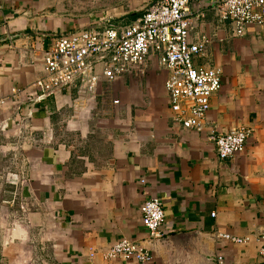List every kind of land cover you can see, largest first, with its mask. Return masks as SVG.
<instances>
[{
	"label": "crops",
	"instance_id": "0c3cea01",
	"mask_svg": "<svg viewBox=\"0 0 264 264\" xmlns=\"http://www.w3.org/2000/svg\"><path fill=\"white\" fill-rule=\"evenodd\" d=\"M157 1L143 0L129 18L110 12L109 23L129 26ZM216 2L189 5L190 42L209 41L195 64L220 71L222 87L202 126L186 130L173 120L169 74L153 56L112 82L99 66L89 105L80 106L78 83L30 105L56 38L105 22L73 19L59 0H0V99L21 92L0 112V208L27 223L28 264H144L102 258L122 239L153 253L146 264H264V28L237 37ZM22 120L28 133L16 129ZM241 128L250 133L245 152L219 160L211 137ZM150 198L165 211L168 239L158 245L147 243L140 212Z\"/></svg>",
	"mask_w": 264,
	"mask_h": 264
},
{
	"label": "built area",
	"instance_id": "2783aa9c",
	"mask_svg": "<svg viewBox=\"0 0 264 264\" xmlns=\"http://www.w3.org/2000/svg\"><path fill=\"white\" fill-rule=\"evenodd\" d=\"M192 0H159L148 6L145 13L129 26H112L99 30H79L56 38L44 55L46 76L36 83V93L29 94L30 105L43 104L47 97L58 90L79 84L81 104L95 100L99 84L97 69L103 66L102 75L110 82L141 69L150 58L157 57L159 67L169 74L166 92L173 120L186 130L202 126L211 107L213 95L222 87V74L212 68L197 67L195 60L203 56L209 41L190 42L193 18L189 13ZM215 12L222 21H230L237 37L245 35L249 27L264 28V0H217ZM200 14V17H203ZM109 26V27H108ZM0 99L1 109L17 98ZM118 104V101L116 102ZM31 127L22 120L17 130L25 132ZM250 133L241 128L229 133H215L211 141L219 160L241 155L246 150ZM145 184V181H142ZM142 221L149 234V241L165 237V211L158 198L146 200L140 208ZM218 238L236 244L249 243L246 239L221 234ZM105 261L151 263L153 253L142 243L128 239L118 241L100 253ZM264 261V246L260 249ZM97 257L92 251L91 258ZM218 264H225L218 258Z\"/></svg>",
	"mask_w": 264,
	"mask_h": 264
},
{
	"label": "rangeland",
	"instance_id": "374dc122",
	"mask_svg": "<svg viewBox=\"0 0 264 264\" xmlns=\"http://www.w3.org/2000/svg\"><path fill=\"white\" fill-rule=\"evenodd\" d=\"M60 1L64 7V13L73 19L94 14L99 18L94 17L91 22H105V24L111 21L110 12H127L129 18L131 13L144 9L143 0H59V3ZM117 21L122 24L128 23V20H123V18L121 20L118 18ZM6 208L7 206L5 209L0 208V264H28L27 250L23 246L24 242L27 243V223H24L19 211L11 210L10 212Z\"/></svg>",
	"mask_w": 264,
	"mask_h": 264
},
{
	"label": "water",
	"instance_id": "95a60500",
	"mask_svg": "<svg viewBox=\"0 0 264 264\" xmlns=\"http://www.w3.org/2000/svg\"><path fill=\"white\" fill-rule=\"evenodd\" d=\"M107 26L104 25H97V26H92V27H88L87 29H82V30H99V29H103L106 28ZM109 27V26H108ZM168 238L164 237L163 239L159 240V241H149L148 244L149 245H158V244H162L165 243L167 241ZM174 241V240H173Z\"/></svg>",
	"mask_w": 264,
	"mask_h": 264
}]
</instances>
